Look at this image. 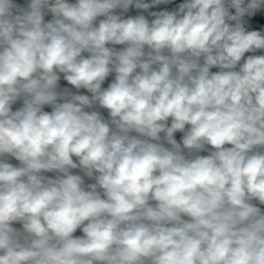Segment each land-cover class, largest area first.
<instances>
[{
  "label": "clouds",
  "instance_id": "1",
  "mask_svg": "<svg viewBox=\"0 0 264 264\" xmlns=\"http://www.w3.org/2000/svg\"><path fill=\"white\" fill-rule=\"evenodd\" d=\"M0 264H264V0H0Z\"/></svg>",
  "mask_w": 264,
  "mask_h": 264
}]
</instances>
